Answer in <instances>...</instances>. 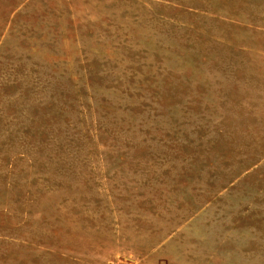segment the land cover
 Returning <instances> with one entry per match:
<instances>
[{"label":"rangeland","instance_id":"374dc122","mask_svg":"<svg viewBox=\"0 0 264 264\" xmlns=\"http://www.w3.org/2000/svg\"><path fill=\"white\" fill-rule=\"evenodd\" d=\"M0 264H264V0H0Z\"/></svg>","mask_w":264,"mask_h":264}]
</instances>
